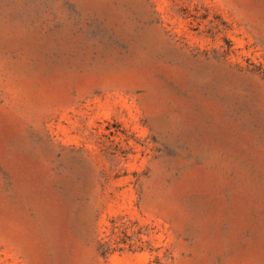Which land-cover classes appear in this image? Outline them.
<instances>
[{"label": "rangeland", "instance_id": "obj_1", "mask_svg": "<svg viewBox=\"0 0 264 264\" xmlns=\"http://www.w3.org/2000/svg\"><path fill=\"white\" fill-rule=\"evenodd\" d=\"M0 264H264V0H0Z\"/></svg>", "mask_w": 264, "mask_h": 264}]
</instances>
